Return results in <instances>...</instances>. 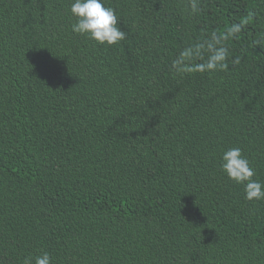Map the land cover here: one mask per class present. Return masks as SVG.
<instances>
[{"label": "trees", "instance_id": "1", "mask_svg": "<svg viewBox=\"0 0 264 264\" xmlns=\"http://www.w3.org/2000/svg\"><path fill=\"white\" fill-rule=\"evenodd\" d=\"M73 0H0V264H264V0H104L126 38L75 34ZM226 71L175 74L231 24Z\"/></svg>", "mask_w": 264, "mask_h": 264}, {"label": "clouds", "instance_id": "2", "mask_svg": "<svg viewBox=\"0 0 264 264\" xmlns=\"http://www.w3.org/2000/svg\"><path fill=\"white\" fill-rule=\"evenodd\" d=\"M189 15L200 12L198 0H187ZM70 12L75 17L71 30L86 36L98 44L114 45L126 38V32L118 27L119 18L115 9L106 7L104 0H73ZM242 30L240 23L231 24L224 32L212 31L206 38L182 48L171 62L175 74L183 77L192 73H214L226 71L239 63V58L230 61L227 41L234 39ZM220 168L236 184L242 185L245 199L264 200V182L253 179L254 169L239 147L222 153ZM23 264H52L48 252L25 257Z\"/></svg>", "mask_w": 264, "mask_h": 264}]
</instances>
